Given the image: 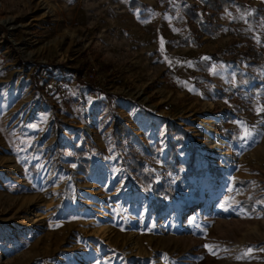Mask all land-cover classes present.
Wrapping results in <instances>:
<instances>
[{
    "label": "rangeland",
    "instance_id": "374dc122",
    "mask_svg": "<svg viewBox=\"0 0 264 264\" xmlns=\"http://www.w3.org/2000/svg\"><path fill=\"white\" fill-rule=\"evenodd\" d=\"M191 1L0 0V264H264V59L211 57L262 45L264 19L232 4L177 42ZM166 118L188 132L178 164Z\"/></svg>",
    "mask_w": 264,
    "mask_h": 264
},
{
    "label": "trees",
    "instance_id": "16d2710c",
    "mask_svg": "<svg viewBox=\"0 0 264 264\" xmlns=\"http://www.w3.org/2000/svg\"><path fill=\"white\" fill-rule=\"evenodd\" d=\"M133 6L138 3L136 0L131 2ZM236 5L241 11H247L253 9L254 14H259L263 16L264 19V10L259 9V7L252 0H192L191 2H185L182 5L179 16L183 18V20L190 25V33L188 36L182 37L177 40V42H186L189 39L196 43L200 44L203 41V35L214 36L217 35L219 29L221 27L220 22L216 20V16L223 9L228 7L229 5ZM150 23H147V25ZM235 40L231 38V44H234ZM212 59H224L226 61L234 62L239 57H246L250 59L251 63L256 65L259 64L264 59V43L258 47L253 44H247L243 49L239 52L231 49L229 54L218 55L216 53L211 54ZM80 71L77 70V73ZM80 79V78H79ZM92 77L89 79L81 80L85 86H87L90 90L99 89L98 86L93 84ZM105 100L111 103V94L105 93ZM166 120V130L170 134V138L168 139V157L170 155L173 156L174 162L176 164L180 163L179 158L176 155V147L179 144L178 142L182 141V138L188 136L187 130L178 124L177 122L170 120L168 118ZM114 129L116 133L121 134L124 131H129L125 122L118 116H114ZM79 155L82 157L81 162L78 163L77 167L83 172H88V165L90 163V159L85 156L82 148H77ZM194 148L190 149L189 156L185 162V166L190 167L193 171H201L203 169H199L195 167L194 164ZM167 157V158H168ZM123 164L127 166L135 176L139 177L140 182L143 184V188H149L152 193V201L153 204L157 202L164 203V199L166 196H171V192L168 190L164 184L161 182L154 181L151 171L143 166V161L141 156H139L132 148L128 150L126 156L123 157ZM166 163H169L168 160ZM208 169L215 173L218 168L208 166ZM142 188V187H141ZM157 206V204H155Z\"/></svg>",
    "mask_w": 264,
    "mask_h": 264
},
{
    "label": "bare ground",
    "instance_id": "6f19581e",
    "mask_svg": "<svg viewBox=\"0 0 264 264\" xmlns=\"http://www.w3.org/2000/svg\"><path fill=\"white\" fill-rule=\"evenodd\" d=\"M224 141V138L223 137H221V136H217V138H216V140H215V144H216V146L217 145H219L221 142H223ZM218 147V146H217ZM219 151H222V149L221 148H219L218 149Z\"/></svg>",
    "mask_w": 264,
    "mask_h": 264
},
{
    "label": "snow or ice",
    "instance_id": "6c2138e0",
    "mask_svg": "<svg viewBox=\"0 0 264 264\" xmlns=\"http://www.w3.org/2000/svg\"><path fill=\"white\" fill-rule=\"evenodd\" d=\"M260 111H264V108L260 109ZM251 135V132L249 131V129L245 126L244 127V138H247L248 136Z\"/></svg>",
    "mask_w": 264,
    "mask_h": 264
},
{
    "label": "crops",
    "instance_id": "0c3cea01",
    "mask_svg": "<svg viewBox=\"0 0 264 264\" xmlns=\"http://www.w3.org/2000/svg\"><path fill=\"white\" fill-rule=\"evenodd\" d=\"M212 65V64H211Z\"/></svg>",
    "mask_w": 264,
    "mask_h": 264
}]
</instances>
